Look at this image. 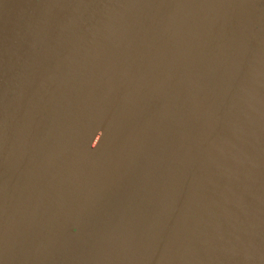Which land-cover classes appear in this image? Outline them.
<instances>
[{"label":"water","instance_id":"1","mask_svg":"<svg viewBox=\"0 0 264 264\" xmlns=\"http://www.w3.org/2000/svg\"><path fill=\"white\" fill-rule=\"evenodd\" d=\"M0 264H264V0H0Z\"/></svg>","mask_w":264,"mask_h":264}]
</instances>
